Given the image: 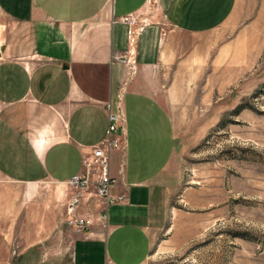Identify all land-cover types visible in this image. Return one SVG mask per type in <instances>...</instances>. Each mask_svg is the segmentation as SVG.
I'll list each match as a JSON object with an SVG mask.
<instances>
[{
    "label": "crops",
    "instance_id": "0c3cea01",
    "mask_svg": "<svg viewBox=\"0 0 264 264\" xmlns=\"http://www.w3.org/2000/svg\"><path fill=\"white\" fill-rule=\"evenodd\" d=\"M148 2L0 0L7 23L0 34V174L5 179L61 186L62 205L67 181L84 173L83 156L105 140L109 114H119V145L110 155L111 193L126 200L105 209L89 188L78 208L89 229L67 233L74 264L146 261L168 200L182 182V141L199 124L183 101L192 68L180 62L193 59L199 45L183 51L181 42L162 36L158 26L140 31L128 25L126 20L135 21ZM157 2L175 34L194 40L220 28L236 6V0ZM3 224L0 211V264H11Z\"/></svg>",
    "mask_w": 264,
    "mask_h": 264
},
{
    "label": "rangeland",
    "instance_id": "374dc122",
    "mask_svg": "<svg viewBox=\"0 0 264 264\" xmlns=\"http://www.w3.org/2000/svg\"><path fill=\"white\" fill-rule=\"evenodd\" d=\"M135 19L126 23L158 26L183 51L199 45L193 59L180 61L192 68L183 101L199 124L182 141V182L142 264H264V0H236L220 28L195 40L175 34L157 0ZM6 24L0 14V34ZM60 189L0 174L11 264H74Z\"/></svg>",
    "mask_w": 264,
    "mask_h": 264
},
{
    "label": "built area",
    "instance_id": "2783aa9c",
    "mask_svg": "<svg viewBox=\"0 0 264 264\" xmlns=\"http://www.w3.org/2000/svg\"><path fill=\"white\" fill-rule=\"evenodd\" d=\"M126 21L133 23L130 19ZM120 62H124L123 58L120 59ZM119 131V114L110 113L105 140L100 146L93 147L91 153L83 156L84 173L75 175L67 181L69 194L63 205L64 222L74 231L85 233L89 229L88 221L78 215V208L91 186L93 187L94 197L102 202L105 209L109 205L123 203L126 200L123 194L113 195L111 193L115 181L111 177L110 155L111 151L119 145ZM101 218H106L105 213L102 214Z\"/></svg>",
    "mask_w": 264,
    "mask_h": 264
}]
</instances>
